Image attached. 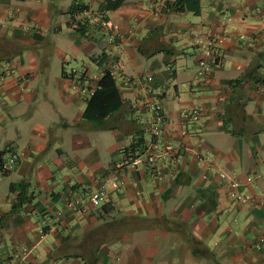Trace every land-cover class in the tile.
Here are the masks:
<instances>
[{
	"label": "crops",
	"instance_id": "crops-1",
	"mask_svg": "<svg viewBox=\"0 0 264 264\" xmlns=\"http://www.w3.org/2000/svg\"><path fill=\"white\" fill-rule=\"evenodd\" d=\"M73 1L0 0L1 158L11 145L20 154L0 170V215L25 197L0 229V264H264L253 246L264 228V0H123L104 24L89 18L88 37L67 24ZM78 1L101 15V0ZM210 32L224 35L217 61L193 84ZM111 59L118 107L84 118L86 90ZM148 100L164 112L155 175L125 163L124 147L149 136ZM190 105L201 113L183 123ZM198 154L252 202L231 198L214 173L200 177ZM73 195L81 205L68 210Z\"/></svg>",
	"mask_w": 264,
	"mask_h": 264
},
{
	"label": "built area",
	"instance_id": "built-area-1",
	"mask_svg": "<svg viewBox=\"0 0 264 264\" xmlns=\"http://www.w3.org/2000/svg\"><path fill=\"white\" fill-rule=\"evenodd\" d=\"M257 11L260 10L259 6L254 7ZM264 13V8L262 9ZM82 15L87 16L90 19H98L99 17L95 15L88 7H85L81 11ZM105 21H102L104 24ZM224 35L218 32H210L206 35L201 43V52L196 61L197 70L196 75L193 78V84L196 82H205L211 68L215 65L217 61L216 46L223 42ZM106 69L109 70L110 74L114 77L117 74L116 61L114 59L109 60L106 65ZM145 79H149L146 76ZM130 82L128 77H124L121 80L123 85ZM93 90V89H92ZM92 90L87 89L86 92L90 93ZM147 105L151 109V120L149 122V136L144 139L141 146L135 148L128 156L125 158V163L132 167L134 170H139L143 164L146 162L148 164V169L152 174H158L160 172V162H158L163 152L165 143V137L163 135L162 121L164 120V112L162 103L159 100H148ZM201 113V108L198 105H190L186 110L183 111L181 119L183 123L196 119ZM185 125V124H184ZM181 134L185 133L186 127L182 126L179 128ZM162 143V144H161ZM162 145V146H161ZM20 154L11 145L10 151L3 162V168L6 170L11 169L19 160ZM197 163L201 162L202 169L200 171V177H206L209 173H214L218 178L223 179L228 188V193L231 198L237 201L252 202L251 194H246L240 192L239 179L232 173L224 170L219 162H214L213 160L205 159L202 155H196ZM116 173L107 176L100 184L98 188L92 190L88 194L87 201L92 205H97L105 197L107 191V186L109 183L115 186ZM80 199L77 195L68 196L64 200V207L68 210H73L80 207ZM60 210L56 211L55 215H60ZM253 246L259 249L264 246V228L261 229L255 236L253 241Z\"/></svg>",
	"mask_w": 264,
	"mask_h": 264
},
{
	"label": "trees",
	"instance_id": "trees-1",
	"mask_svg": "<svg viewBox=\"0 0 264 264\" xmlns=\"http://www.w3.org/2000/svg\"><path fill=\"white\" fill-rule=\"evenodd\" d=\"M122 1L123 0H101L97 7L98 10L102 11L101 15H98L99 18H101L99 22L102 24V21L107 19L106 15L104 14L105 11L116 8ZM180 2H182V0H165V4L168 6L173 5L175 8L180 7ZM85 7V4L80 3L78 0H74L71 4V8L69 9L67 24H72L71 30L74 34L88 37L90 36V33L95 30V24H93L95 22L91 23L87 16L82 15L81 11ZM104 56L101 53L99 56V62L102 61ZM248 73L250 72L247 71L245 75L248 76ZM62 74H65V72L62 71ZM113 79L114 78L108 69L105 68L102 70L100 76L97 79L96 87L89 93L87 97L86 105L82 111V116L84 118L99 120L102 119L107 113H110L113 109L118 107L117 105L119 104V101ZM110 103L112 104L110 105ZM141 143V136H135L133 140L124 147L125 152L130 154L135 148L139 147ZM2 153L3 150H0V170H2L4 173L6 169L3 168L4 160L2 161L1 158ZM24 198L25 197L19 194V196H17V200L11 204L9 210L0 215V229L3 226L7 216L17 210ZM93 263L94 258L92 257L87 264Z\"/></svg>",
	"mask_w": 264,
	"mask_h": 264
},
{
	"label": "rangeland",
	"instance_id": "rangeland-1",
	"mask_svg": "<svg viewBox=\"0 0 264 264\" xmlns=\"http://www.w3.org/2000/svg\"><path fill=\"white\" fill-rule=\"evenodd\" d=\"M66 65H67V68H68L69 65L68 64H66Z\"/></svg>",
	"mask_w": 264,
	"mask_h": 264
}]
</instances>
